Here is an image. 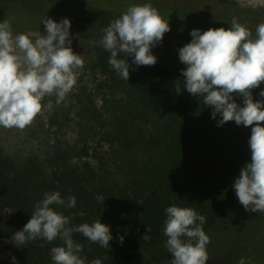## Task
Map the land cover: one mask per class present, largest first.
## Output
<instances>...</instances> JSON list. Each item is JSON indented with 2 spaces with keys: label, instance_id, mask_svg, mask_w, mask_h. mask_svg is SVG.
Segmentation results:
<instances>
[{
  "label": "trees",
  "instance_id": "trees-1",
  "mask_svg": "<svg viewBox=\"0 0 264 264\" xmlns=\"http://www.w3.org/2000/svg\"><path fill=\"white\" fill-rule=\"evenodd\" d=\"M118 1L130 5L132 0H96L95 5L84 0H0V22L8 20L12 29L30 26L22 24L23 19L33 20V26L37 27H45L42 22L45 18L57 22L67 17L73 23H109L117 18L108 11L114 10ZM72 30L73 26L69 31ZM166 38L164 35L162 42L151 49L157 57L155 65L137 66L132 63V57H127L128 81L109 64L110 53L102 57L114 83L122 82L126 86L127 96L135 103L134 110L145 114V121L157 119L155 127L163 129L145 133L147 125L137 123L135 117L117 115L112 119L114 129L106 133V138L125 156L129 166L121 182L101 181L104 172L110 175L117 172L118 159L114 157L107 162L98 158L93 166L85 164L81 171L80 167L76 170L66 164L64 156L58 154L61 161L55 170L56 178L52 176L42 183L35 174L25 173L13 158L0 151V264H14L13 257L19 264H55L51 250L64 246L59 236L51 242L36 238L19 247L11 240L31 219L46 189L50 193L59 192L65 201L64 205L51 207L69 217L67 227L91 225L100 219L105 224L117 222L128 230L125 245L116 241L111 247H101L82 233L73 232L74 243L82 245L79 255L85 264L97 259L101 264H157L173 260L164 235L166 209L170 206L192 208L203 215L202 227L210 237L209 244L216 238L218 225L228 222L225 226H229L246 211L233 184L240 169L251 161L248 141L254 125L245 127L235 121L219 125V114L213 118L212 108L204 104L203 97L190 94L184 87L181 70L185 65L179 60V49L184 43ZM94 39L101 40L95 36ZM168 51L174 57L166 61L164 53ZM118 58L126 59L122 53ZM233 98L243 106L242 96L233 95ZM36 185L43 192H37ZM72 196L80 207L74 215L67 206ZM255 242L229 247L223 252L209 244L206 248L208 257L216 262L220 260L221 264H239L241 258L245 264H264L263 254L255 262L254 254L250 253Z\"/></svg>",
  "mask_w": 264,
  "mask_h": 264
},
{
  "label": "clouds",
  "instance_id": "clouds-1",
  "mask_svg": "<svg viewBox=\"0 0 264 264\" xmlns=\"http://www.w3.org/2000/svg\"><path fill=\"white\" fill-rule=\"evenodd\" d=\"M45 34L20 33L13 36L8 20L0 22V126L24 129L42 112L45 96L63 101L76 84L77 69L83 68L84 59L71 47V21L65 17L57 22L42 20ZM159 11L150 3L130 5L119 18L103 31L100 41L111 53L109 64L120 77L129 80L127 57L137 66H152L157 57L152 47L162 42L170 31ZM191 41L179 49L184 87L194 95L203 97L204 104L212 108V117L220 116L219 125L235 121L251 128L249 146L251 161L241 169L233 187L239 202L246 211L264 213V99H253L252 89L264 82V23L251 31L233 18L231 27L191 30ZM123 54L126 59L118 58ZM180 89L177 88V92ZM233 93L243 97V106L236 103ZM259 95L264 97V89ZM64 205L59 192L45 193L31 219L11 237L19 247L27 241L43 238L48 242L58 236L64 246L52 248L55 264H85L79 253L82 245L74 243L73 232L82 233L89 241L108 247L113 239L109 225L100 219L91 225L67 227L69 217L51 207ZM76 198H68V207H74ZM164 235L166 247L173 256L172 264H206V245L210 237L202 225L205 217L188 207L170 206L166 209ZM197 221L199 223H197ZM120 242L124 240L119 237ZM14 264H19L15 257ZM92 264H101L99 259ZM239 264H245L241 258Z\"/></svg>",
  "mask_w": 264,
  "mask_h": 264
},
{
  "label": "rangeland",
  "instance_id": "rangeland-1",
  "mask_svg": "<svg viewBox=\"0 0 264 264\" xmlns=\"http://www.w3.org/2000/svg\"><path fill=\"white\" fill-rule=\"evenodd\" d=\"M84 1L92 5L96 3V0ZM98 3L102 2L98 1ZM145 3H150L165 21L168 20L172 30L164 34L167 37L166 40L170 41L168 37H172L173 41L180 39L184 45L191 41L190 32L194 28L202 32L209 28L220 27L227 30L231 27L233 18H236L251 31L255 38L257 26L264 23V0H132L130 5ZM118 4L113 8L114 10L108 11L110 16L119 18L130 6L124 1H118ZM34 23L31 19H23L22 24L30 26L15 27L12 29L13 36L29 32H40L46 35L45 27L33 26ZM110 23L75 21L71 25L73 30L70 31L71 47L74 53L82 56L84 65L83 68L75 70L78 75L73 89L59 104L56 103L55 94L45 96L41 101L42 112L24 129L0 126L1 153L13 158L25 173L35 174L42 183L44 180L51 179L52 176L56 178L55 170L61 161L58 154L64 156L63 161L66 164L76 170L80 167L81 171L84 170L85 164L90 163L93 166L98 158H103L107 162L114 157L118 159L117 172H114V175L104 172L100 179L108 183L121 182L129 171L128 160L106 138V133L114 129L112 119L117 115L125 118L135 117L138 120L137 123L146 124L145 133L163 130L161 127H155L157 119L151 118L145 121L146 115L134 110L132 104L135 103L131 97L127 96L126 86L122 82L114 83L110 78V70L104 65V59H102L110 52L104 49L100 39H94V36L102 39L103 30ZM164 55L166 61L174 57L173 52L169 51ZM184 67L186 68V65ZM261 89H264V82L252 89L254 101L264 99L259 95ZM233 95L238 96L235 93ZM262 124L264 126V122ZM128 128L131 132L132 127ZM35 188L37 192H43V189L37 185ZM50 192L46 189V193ZM79 210L80 207L75 204L71 207V214L74 215ZM227 223L222 222L217 226L214 232L216 238L209 246H215L216 251L223 252L229 247L246 246L249 242L256 241L254 251L250 253L252 256L254 254L253 260L258 262L261 254L264 255V239H262L264 213L245 211L234 219V222L229 223V226H225ZM107 225L113 237L108 247L114 246L116 241L125 245L129 235L128 230L114 221H109ZM120 236L124 237L122 243ZM157 264H172V260L160 261ZM206 264H221V262L220 260L216 262L209 257Z\"/></svg>",
  "mask_w": 264,
  "mask_h": 264
}]
</instances>
